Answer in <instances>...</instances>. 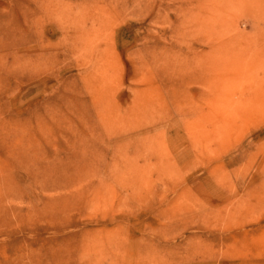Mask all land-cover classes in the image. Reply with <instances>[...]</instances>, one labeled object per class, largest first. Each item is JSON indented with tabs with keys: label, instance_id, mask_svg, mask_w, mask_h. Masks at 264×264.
<instances>
[{
	"label": "rangeland",
	"instance_id": "374dc122",
	"mask_svg": "<svg viewBox=\"0 0 264 264\" xmlns=\"http://www.w3.org/2000/svg\"><path fill=\"white\" fill-rule=\"evenodd\" d=\"M0 264H264V0H0Z\"/></svg>",
	"mask_w": 264,
	"mask_h": 264
}]
</instances>
